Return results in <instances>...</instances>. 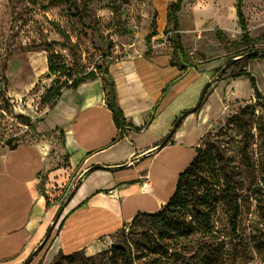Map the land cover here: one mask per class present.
Segmentation results:
<instances>
[{
    "label": "rangeland",
    "instance_id": "rangeland-1",
    "mask_svg": "<svg viewBox=\"0 0 264 264\" xmlns=\"http://www.w3.org/2000/svg\"><path fill=\"white\" fill-rule=\"evenodd\" d=\"M164 2L0 0V156L13 143L35 142L56 160L52 171L67 169L68 158L58 153L61 141L35 130L51 107L45 102L48 87L90 73L108 85L105 68L153 50L176 60L178 37L185 65L204 71L191 84L204 75L209 79L201 90L211 84L207 112L222 116L202 144L199 177L187 204L137 217L94 255L52 256L46 247L39 253L40 245L22 264H128L129 257L134 264H264V99L254 96L247 78L234 77L250 72L264 95V59H247L237 0H186L177 31L166 29L167 17L161 23ZM243 12L264 58V0H243ZM216 31L238 45L226 49ZM41 50L60 57L71 77L37 81L29 57ZM48 182L45 176L43 188ZM52 188L61 190L58 184ZM53 195L66 200L69 194ZM62 218L53 221V235Z\"/></svg>",
    "mask_w": 264,
    "mask_h": 264
},
{
    "label": "crops",
    "instance_id": "crops-1",
    "mask_svg": "<svg viewBox=\"0 0 264 264\" xmlns=\"http://www.w3.org/2000/svg\"><path fill=\"white\" fill-rule=\"evenodd\" d=\"M170 1L164 2L162 24ZM48 56L41 50L29 57L37 81L48 74ZM172 60L170 53L153 50L109 68L116 104L127 123L140 130L129 124L117 128L100 78L64 91L35 128L61 141L58 153L68 158L67 169L52 171L56 160L35 142L0 156V264H22L42 244L65 201L53 194L65 192L70 200L52 239V256L94 255L137 216L155 214L167 204L180 174L222 120L208 114L205 104L183 121L170 143L159 147L176 118L196 106L209 80L204 75L191 84L204 71ZM158 106L159 114L145 126ZM45 176L49 182L43 188ZM56 184L58 193L52 188Z\"/></svg>",
    "mask_w": 264,
    "mask_h": 264
},
{
    "label": "trees",
    "instance_id": "trees-1",
    "mask_svg": "<svg viewBox=\"0 0 264 264\" xmlns=\"http://www.w3.org/2000/svg\"><path fill=\"white\" fill-rule=\"evenodd\" d=\"M88 1L89 0H85V2H88ZM185 1L186 0H175L169 6L168 11H167L166 29L173 27V31L178 30V14L181 12L183 3ZM236 14L238 17L239 25L242 29V42H241V44H243L245 47H247V53H246L247 59H249V60L264 59L263 56H260L258 54L259 50L255 49L254 41L249 36V32H248V28H247V20H246V17L244 15V12H243V0H237V2H236ZM216 34L219 37V39L223 42L224 47L226 49H229L230 46H237L238 45L237 43H233L232 45L229 44V42L227 41V38L222 34L221 31H216ZM174 55L177 58H176V60H172V64H176V63H178L180 65H182L181 63L184 64V62H185L184 49L182 47L181 41L179 40V37L177 38V41H176L175 46H174ZM67 73H68V68H67L66 64H64V62L61 61L60 57H58L56 55H49L48 56V74L46 77L49 78L50 76H53V75H56V76L57 75H60V76L68 75L69 77H71L72 74L71 73L67 74ZM104 74L108 78V81H109L108 85L104 81L105 92L107 95L106 103H107L108 109L112 112V116H113V119H114V122H115L117 128L119 130H121L126 125L129 124L132 128H135L136 130H140V128L135 127L133 124L127 123L123 111L116 104L115 83H114L113 78L111 77V75L109 73L108 68H105ZM234 77H236V78H247L251 83L254 96L257 97L258 99H264V95L261 93V91L257 85V80H256L255 76L252 75L250 72H248L246 70H241L236 75H234ZM96 79H97V77L90 73V74L84 75L83 77H81L78 80H74L72 84H68V82H64V83L57 82L56 85H51L48 87V90H47V93L45 96V102H46V104L51 106L50 109H53L56 106L58 100L61 98L64 91L71 90V89L75 90L78 87H80L82 84L89 82V81L96 80ZM210 87H211V84L207 85L204 88V90L202 91L201 97L199 99V102L194 108L182 112L180 114V116H178L176 118V120L174 121V123L171 127V130H170L168 136L160 143L159 147H164L168 143L171 142V139L176 134V132L180 129L183 121L189 115H191L193 113H199L201 111L203 105L206 102L207 93H208ZM159 112H160V107L158 106L154 109V114L152 115L150 121L145 126H148L151 123V121H153L156 118V116L159 114ZM21 119L23 121L29 122V120L27 118H21ZM206 137L203 139V142L206 139ZM13 144L11 145L10 149H12ZM196 152H197V156L194 159V161L192 162V164L180 174L179 179H178V183H177V187H176V191H175L174 195L172 196V198L167 202V204H166L167 207H175L176 208L178 206L183 205L184 203L187 204L189 195L192 194L194 187H196L197 182L195 180H197L199 177V173H198L199 163H200L201 158H202L203 153H204L202 146H201V148L197 149ZM224 167L225 166H223V168ZM98 168L101 169L100 167H98ZM225 177H227V176H225ZM184 193H188V194L185 195ZM69 200H70V196L67 197V199L63 202V204L59 208L57 214L55 215L54 222L57 221V219H59L61 217V215L63 214L64 208L66 207ZM47 205L49 206L48 200H47ZM159 212H157L155 214H141V215L160 216ZM141 215H139V216H141ZM139 216H137V217H139ZM59 226L60 227L62 226V222L59 224ZM53 231H54V227L50 226L48 228L46 235H45V238L42 242L43 245L39 249V253L43 250L44 247H46L45 251H47L50 248L51 243H52V239L54 238ZM57 233H58V231H57ZM57 233H56V235H57ZM166 253H168V250L166 251ZM75 254H77V253H73L69 256H66V255H63V256H65L64 258H70V257L74 256ZM127 263L128 264H134L131 257H129Z\"/></svg>",
    "mask_w": 264,
    "mask_h": 264
},
{
    "label": "water",
    "instance_id": "water-1",
    "mask_svg": "<svg viewBox=\"0 0 264 264\" xmlns=\"http://www.w3.org/2000/svg\"><path fill=\"white\" fill-rule=\"evenodd\" d=\"M17 146H18V143L16 142V143L13 144L12 149H13V150L16 149ZM42 245H43V244H41V246H42ZM41 246H40V247H41ZM40 247H39V249H40Z\"/></svg>",
    "mask_w": 264,
    "mask_h": 264
},
{
    "label": "bare ground",
    "instance_id": "bare-ground-1",
    "mask_svg": "<svg viewBox=\"0 0 264 264\" xmlns=\"http://www.w3.org/2000/svg\"><path fill=\"white\" fill-rule=\"evenodd\" d=\"M53 251H54V249H53ZM53 251H52V252H53ZM52 252H51V254H50V255H52Z\"/></svg>",
    "mask_w": 264,
    "mask_h": 264
}]
</instances>
